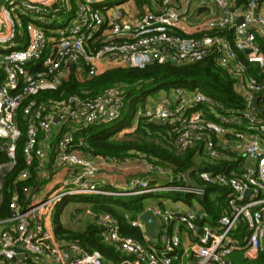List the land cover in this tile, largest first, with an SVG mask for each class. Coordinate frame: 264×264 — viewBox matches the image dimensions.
<instances>
[{
  "label": "built area",
  "instance_id": "1",
  "mask_svg": "<svg viewBox=\"0 0 264 264\" xmlns=\"http://www.w3.org/2000/svg\"><path fill=\"white\" fill-rule=\"evenodd\" d=\"M150 1L139 6L136 0H77L71 9L74 21L64 24L57 19L66 0H0V151L9 158L0 163V188L16 165L21 103L57 89L72 72L96 76L119 66L211 59L234 81L244 104L225 106L199 88L178 86L147 106L142 116L168 126L180 151L195 149V156L205 159L206 168L195 166L176 175L145 154L121 159L82 150L85 139L76 137V131L120 117L125 105L120 87L92 99H31L24 107L27 166L19 180L30 178L37 160L45 183L37 189L25 185L24 198L15 190L10 214L0 217V264H236L238 252L264 264V111L252 107L258 99L264 110V3L211 0L216 7L211 15L208 1L201 0L198 7L208 17L197 24V33H188L194 0ZM19 21L25 29H18ZM135 162L157 178L141 175L117 185L96 177L104 169ZM160 176L169 177L168 182L159 184ZM209 186L228 191L226 208L216 220L199 204ZM160 190L186 193L187 198L173 200L172 207L146 205L142 213L159 225L155 235L142 229L147 226L142 213L136 219L125 213L129 223L141 228L143 240L124 234L113 213L87 208L104 240L126 255L121 262L107 263L99 250L66 242L55 232L53 213L65 199Z\"/></svg>",
  "mask_w": 264,
  "mask_h": 264
},
{
  "label": "trees",
  "instance_id": "2",
  "mask_svg": "<svg viewBox=\"0 0 264 264\" xmlns=\"http://www.w3.org/2000/svg\"><path fill=\"white\" fill-rule=\"evenodd\" d=\"M236 1L241 4L247 0ZM259 2L264 3V0H259ZM136 3L143 6L147 3L151 4V1L136 0ZM26 20V17L23 18L24 23H26ZM261 43L264 49V41H261ZM19 47H24V45L20 44ZM178 86L187 89L199 88L225 106H242L244 104L243 97L235 90L234 81L222 67L211 59L184 65L170 62H153L143 68L119 66L108 69L96 76H80L72 72L57 89L43 90L34 96L26 97L17 112V120L22 129V136L17 141L16 165L7 174L3 188H0V217L10 214L9 204L15 190L18 191L20 197L24 198L23 187L25 185H31L37 189L45 183L38 175L37 160L30 167V178L19 180L21 171L27 166L24 156V145L27 138L24 107L31 99H35L40 103L49 100L61 101L70 95L92 99L115 87H120L124 91L125 105L127 100L133 102L131 111L125 112L124 106L121 116L117 120L110 123L91 125L76 131V137L82 136L85 139L82 150L93 155H105L121 159L137 154H145L155 164L172 168L176 175L184 174L195 166H199L200 169L206 168L205 161L197 164L195 149L180 151L175 146L174 138L168 126L151 121L145 116H140L137 125L132 128L130 117L135 113L136 100H140L142 103L146 102L147 95L153 87L161 88L165 91L164 93H169ZM66 128L68 126L62 128L60 134ZM121 133L122 135H120ZM8 161L7 154L0 151V163H7ZM53 161V156H51V162ZM142 175L151 176L152 173H143ZM227 192L224 188L209 186L207 194L199 198V204L210 212L214 220L220 217L226 208L225 196ZM145 196L147 195L131 196L133 198L129 201L115 199L118 196L70 198H79L85 201L97 213L105 211L113 213L120 219L124 234L143 240L141 228L129 223L125 218V213H129L133 219H136L146 208V204L143 202ZM113 199L118 202L117 206L107 203V200ZM66 200L59 204V209L63 208ZM53 222L55 232L59 238L66 242H79L89 250H99L104 255L107 263L121 262L126 257L114 245L104 240L102 230L94 219L88 221L82 229L66 227L59 217H56ZM234 260L236 264H260L263 259L253 261L242 257L241 253L238 252L234 256Z\"/></svg>",
  "mask_w": 264,
  "mask_h": 264
},
{
  "label": "rangeland",
  "instance_id": "3",
  "mask_svg": "<svg viewBox=\"0 0 264 264\" xmlns=\"http://www.w3.org/2000/svg\"><path fill=\"white\" fill-rule=\"evenodd\" d=\"M123 0H110L112 3L121 2ZM198 0H194V3L192 7L195 6V2ZM77 0H66L65 7L62 9V11L58 15L57 21L62 23L67 22H73L74 21V15L71 12V9H75ZM132 2V0H130ZM9 5V3H7ZM17 17V16H16ZM18 21V20H17ZM18 29H25V26L22 22L19 21L18 23ZM150 87V86H149ZM148 88V87H147ZM164 90L161 88H151V92L147 95L146 102L142 103L140 100H136L135 102V113H131L132 116L131 119V125L132 128L137 125L138 119L140 116L145 113V109L148 105H150L153 101H156L162 94H164ZM132 100H127L125 106V112L131 111L132 106ZM121 116V115H120ZM122 135V133L120 134ZM203 155H198L196 157L197 164L204 161ZM199 168V166H197ZM66 168H62V172H64ZM144 166L140 162L135 163H127V165L123 166L121 169L115 170V173L108 174V173H100L96 175L98 179H104L108 182L115 183L117 185L125 184L127 180H129L132 177L141 176L144 173ZM152 178H157L156 174L151 175ZM169 177L167 176H160L158 177V183L161 185H164L168 182ZM133 197L131 196H118L115 199L123 200V201H129ZM178 198H181L185 200L187 198V194L183 193H177L170 190H160L156 191L150 195H147L144 197L143 202L145 204L149 203H158L165 200H178ZM113 200H107V203L112 206H117L118 202ZM87 206H91L90 204H87L85 201L79 199V198H68L66 200L65 205L62 209H59V206L56 207L53 213V221L56 217H59L61 222L68 228L72 229H82L86 226L89 216L86 213ZM156 220L160 222V219L156 217ZM156 229H159V225H156ZM242 256V255H241Z\"/></svg>",
  "mask_w": 264,
  "mask_h": 264
},
{
  "label": "crops",
  "instance_id": "4",
  "mask_svg": "<svg viewBox=\"0 0 264 264\" xmlns=\"http://www.w3.org/2000/svg\"><path fill=\"white\" fill-rule=\"evenodd\" d=\"M200 1L201 0H198L197 2H195V6L194 7H192L191 9H192V11H193V15L191 16V18H190V21L188 22V24H187V32L188 33H197V31H196V26H197V24L199 23V22H201V21H204L208 16V11H206V9L205 8H199L198 7V5H199V3H200ZM208 1V6H209V8L212 10L211 11V15H214L215 14V12H216V7H215V5L212 3V1L211 0H207ZM194 3V2H193ZM193 5V4H192ZM198 7V8H197ZM117 169H121V168H109V169H104V170H102L101 171V173L102 174H104V173H108V174H113V173H115V170H117ZM162 202V204L164 205V206H167V207H172L173 206V200H170V199H168V200H165V201H161ZM88 204V203H87ZM149 204H151V203H149ZM146 205H148V204H146ZM89 206H87V208H88ZM102 213V212H101ZM91 220V218L89 217V220L88 221H90ZM157 231V230H156Z\"/></svg>",
  "mask_w": 264,
  "mask_h": 264
},
{
  "label": "water",
  "instance_id": "5",
  "mask_svg": "<svg viewBox=\"0 0 264 264\" xmlns=\"http://www.w3.org/2000/svg\"><path fill=\"white\" fill-rule=\"evenodd\" d=\"M75 69V66L72 65V70ZM252 107L257 109L260 113H263V109L260 108L258 106V99H255L252 103ZM55 121H57V119H55ZM8 144H11L12 143V140L11 139H7L6 141ZM177 179V177H176ZM246 194H250V191H247ZM141 218L146 222L147 226H143V230H148L152 235H155V225H156V221L155 219L148 213V212H144L142 213L141 215ZM155 240H157L155 238Z\"/></svg>",
  "mask_w": 264,
  "mask_h": 264
}]
</instances>
